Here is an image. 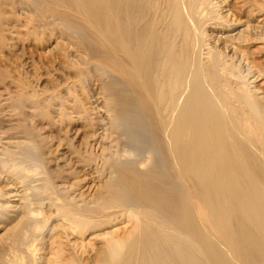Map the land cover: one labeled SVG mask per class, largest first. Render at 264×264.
Returning a JSON list of instances; mask_svg holds the SVG:
<instances>
[{"label":"bare ground","instance_id":"obj_1","mask_svg":"<svg viewBox=\"0 0 264 264\" xmlns=\"http://www.w3.org/2000/svg\"><path fill=\"white\" fill-rule=\"evenodd\" d=\"M8 7L77 69L89 153L58 157L70 183L0 132V264H264V1L0 0L3 49Z\"/></svg>","mask_w":264,"mask_h":264},{"label":"rangeland","instance_id":"obj_2","mask_svg":"<svg viewBox=\"0 0 264 264\" xmlns=\"http://www.w3.org/2000/svg\"><path fill=\"white\" fill-rule=\"evenodd\" d=\"M264 1V0H263ZM9 8L10 7H8V8H5V9H7L8 11H9V13H8V15L9 16H11L10 18H11V21L14 23V25L15 24H18V25H16L17 27H15V28H18L19 29V25H20V27H21V22L19 21V19L18 18H20V20L22 21V20H24V17L23 16H25V18H28V17H30V18H33V16L35 15V16H37L36 14H35V12H33L34 11V9H32V8H30V9H32V10H29L28 12H24V14H20V16L18 17V13H19V11L18 10H20V8L18 9L17 7V10H16V8L15 9H10L9 10ZM11 10H13V11H11ZM14 10H16L18 13L16 14V12L14 11ZM6 11V10H5ZM13 12V13H12ZM14 12H15V14H14ZM33 13V14H28V13ZM16 15H17V17H16ZM21 15H23V16H21ZM30 15V16H29ZM39 16H37V18H38ZM23 18V19H22ZM36 18V17H35ZM36 18V19H37ZM36 19H33L35 22L34 23H36L37 22V24L38 23H40L39 22V20L38 19H40V18H38L37 20ZM18 20V21H17ZM18 22V23H17ZM12 23V24H13ZM14 28V29H15ZM23 27H21L20 28V30L18 31L17 29H13L14 31H16L17 30V32L18 33H20L19 34V36L20 35H22V36H25L27 33H26V29H22ZM22 32V33H21ZM24 33H26V34H24ZM48 33V32H47ZM55 34V33H54ZM58 34V35H57ZM19 36H18V38L16 37V41L15 40H7V43H11V48L9 47L10 45L9 44H7L6 45V47H4V49H3V46H4V44H3V46L2 45H0V132L1 133H3V134H5V135H7V133L8 134H13V133H16L15 131H17V133L16 134H21V132L23 133H25L26 132V134L27 135H30V134H33V132L35 133V136H36V138H37V140H39L40 141V139H44L45 140V143H46V145H45V150L46 151H48V152H50L49 153V157H51L52 158V161L54 162H50L51 163V165H50V163H49V165L50 166H52L53 168H56V169H58V171H60V169L59 168H61V170H63L62 171V174L64 173L66 176H67V180L70 182V183H72V181L73 182H75L74 180H73V178L74 179H76L77 177H78V175H80V173H78L77 174V176L76 175H74V174H76V170H75V168L76 167H78V165H76V163H74V160H72L73 161V163H68V165H65L64 163L66 162L65 160H63V158H61L62 160H58V157H61V156H65L63 153H66L67 155H66V158L68 157V154H69V152H70V149L71 148H73V146H74V149L73 150H75L77 147V150L79 149V151H81L82 150V152H83V148H84V151L85 150H87V153H89V148H87V145L85 144L86 142H85V140H87V138H86V136L85 135H87V133H88V129L86 130V127H85V124L84 123H86V117L87 116H89L90 115V113L89 114H87L86 112V110H85V107H84V101H86V100H82V98H83V96L84 95H82L83 93V91L81 90V88H80V86L79 85H73V82L76 80L75 78H74V76L76 77V75H74L75 73H76V68H72V71H69V70H65L64 71V69L62 68V66H61V64H59L60 62H58L60 59H59V57L58 56H54L53 54H54V52H53V54L52 53H49V50H48V48H45V44L43 45V43H45V41L42 39V41L40 40V41H35V39H34V37H29V35H26V38L25 37H22V38H19ZM57 36H59V37H57ZM27 37H29V39L27 38ZM56 38H59L60 39V37H61V39H62V41L65 39L66 40V42H64V44H62L64 47L66 46V44L65 43H67V41H69L68 39H67V36H65V34L64 33H59V31H58V33L56 32V36H55ZM64 37V38H63ZM43 38V37H42ZM19 39V40H18ZM21 39H22V41H21ZM32 39V40H31ZM34 39V40H33ZM64 40V41H65ZM2 41H0V44H2L1 43ZM40 42H42V44L40 43ZM36 43H37V45H36ZM68 43H70V42H68ZM41 44V45H40ZM12 45H13V47H12ZM71 44H69V46H70ZM9 48H8V47ZM43 46V47H42ZM19 47V48H18ZM67 47V46H66ZM6 48V49H5ZM18 48V49H17ZM45 50H44V49ZM13 49V50H12ZM9 50H11V51H9ZM19 51V52H18ZM13 52V53H12ZM15 52H17V53H15ZM52 52V51H51ZM46 53H48V54H46ZM52 54V56L54 57H52V56H50ZM51 59V60H50ZM53 61V62H52ZM49 62H51L50 64H49ZM53 63V64H52ZM46 65V66H45ZM50 65H52V68H51V66ZM54 66V67H53ZM56 66V67H55ZM58 67V68H57ZM60 68V69H59ZM62 68V69H61ZM55 69V70H54ZM57 69H58V71H57ZM74 69V70H73ZM76 69V70H75ZM50 70H52V71H50ZM59 70H60V72H59ZM64 71V72H63ZM73 71H75L74 73H73ZM49 73V74H48ZM51 73V74H50ZM63 74V75H62ZM68 74V75H67ZM69 78H68V77ZM73 78H72V77ZM66 78V80H65V78ZM52 78V79H51ZM55 80V81H54ZM57 80V81H56ZM54 81V82H53ZM65 81H66V83H65ZM20 82V83H19ZM22 82V83H21ZM63 83V84H62ZM59 84V85H58ZM71 84H72V86H71ZM24 85V86H23ZM63 85H64V87H63ZM20 86H22V88L20 87ZM76 86V87H75ZM79 86V88H80V90L78 91V89L79 88H77ZM19 87V88H18ZM25 87V88H24ZM68 87V88H67ZM73 87V88H72ZM21 88V89H20ZM65 88V89H64ZM72 90H71V89ZM26 89V90H25ZM47 89H51V90H47ZM54 89H55V91L57 92H55L54 91ZM78 91H76V90ZM22 90V91H21ZM45 90H47V91H45ZM66 90H68V91H66ZM74 90V91H73ZM25 91V92H24ZM45 91V92H44ZM50 91V92H49ZM19 92H21V93H19ZM55 92V93H54ZM60 92V93H59ZM68 92V93H67ZM71 92V93H70ZM73 92L76 94V96H78V97H76L75 96V94H73ZM78 94H77V93ZM14 93V94H13ZM23 93H25V97H23L24 96V94ZM27 93H29V94H27ZM64 93V94H63ZM81 93V94H80ZM18 94V95H17ZM40 94V95H39ZM46 94V95H45ZM52 94V95H51ZM59 94V95H58ZM62 94V95H61ZM69 96H68V95ZM71 94V95H70ZM15 95V96H14ZM21 95V96H20ZM28 95V96H27ZM57 95V96H56ZM79 95H81V97H79ZM32 96V97H31ZM34 96V97H33ZM52 96H54V98L52 97ZM61 96V97H60ZM65 96V97H64ZM74 96H75V98H74ZM23 97V99H21ZM28 97V98H27ZM38 97V98H37ZM47 97V98H46ZM49 97H52L53 98V100H52V98H49ZM31 98H34V100L33 99H31ZM72 98V99H71ZM75 100H74V99ZM80 98V100H77L76 101V99H79ZM32 101H31V100ZM63 99V100H62ZM20 100H22L21 102H20ZM27 100V101H26ZM49 100V101H48ZM55 100H56V102H55ZM59 100V101H58ZM70 100V101H69ZM82 100V101H81ZM38 101V102H37ZM41 101V102H40ZM45 102V103H43V102ZM62 103H61V102ZM73 101H75V102H73ZM78 101L80 102H82V107L81 106H79L80 105V103L78 104ZM30 102H32V103H30ZM35 102V103H34ZM36 102H37V104H36ZM40 102V103H39ZM49 102V103H48ZM23 105H22V104ZM28 103V104H27ZM48 103V104H47ZM65 103V104H64ZM75 103H77L76 104V106L77 107H75V104H74V106H73V104ZM26 104V105H25ZM30 104V105H29ZM36 106H35V105ZM39 104H40V106H39ZM42 104V105H41ZM45 104V105H44ZM57 104V105H56ZM71 104V105H70ZM20 105V106H19ZM29 107H28V106ZM50 105V106H49ZM61 105V107H59ZM70 105V106H69ZM16 106V108H14ZM23 106H24V109H22L23 108ZM27 108H26V107ZM57 106L58 108H55V107ZM79 106V107H78ZM12 107V108H11ZM32 107V108H31ZM47 109V107L49 108V109H47V110H45V111H41V109ZM50 107H53V109L52 108H50ZM25 108L26 109H28L29 108V110H26V112H25ZM36 108V109H35ZM71 108L73 109L72 110V112H71ZM83 108V109H82ZM3 109V110H2ZM10 111H9V110ZM38 109V110H37ZM51 109V110H50ZM61 109H63L62 111H61ZM65 109H69L68 111L66 110L65 111ZM4 112H2V111ZM18 110L20 111V112H18ZM33 110V111H32ZM35 110V111H34ZM8 111V112H7ZM14 111H15V113H14ZM24 111V112H23ZM28 111V112H27ZM32 111V112H31ZM38 113H37V112ZM48 113H47V112ZM70 111V112H69ZM76 111V112H75ZM7 112V113H6ZM11 112V113H10ZM23 112V113H22ZM35 112V113H34ZM41 112H43V114L41 113ZM50 116V114H51V117H49V119L47 118L48 117V115L46 114V113ZM51 112V113H50ZM66 112V113H65ZM9 113V114H8ZM21 113L23 114L22 115V117H18V116H20L21 115ZM37 113V114H36ZM44 113L47 115V117H46V115L45 116H43L44 115ZM58 113V114H57ZM63 113V116H61V114ZM74 115H73V114ZM6 114V115H5ZM12 114V115H11ZM14 114V115H13ZM53 114V115H52ZM66 114V115H65ZM83 114H85V116L83 115ZM7 115H9V116H7ZM16 115H18V116H16ZM24 115H26V116H24ZM33 115H35V116H33ZM59 115V116H58ZM3 116V117H2ZM14 117V118H11V117ZM82 116V117H81ZM24 117V118H23ZM80 117V118H79ZM83 117H85V118H83ZM2 118V119H1ZM20 118V119H19ZM27 118V119H26ZM47 118V119H46ZM77 118V119H76ZM83 118V121H81V119ZM6 119V120H5ZM17 121H16V120ZM25 120L26 119V122L28 123V124H26V123H24L25 121H22V123H24V124H20V122H21V120ZM75 121H74V120ZM80 119V120H79ZM3 120V121H2ZM12 120V121H11ZM61 120V121H60ZM78 120V121H77ZM15 121V122H14ZM19 121V122H18ZM55 121V122H54ZM71 121V122H70ZM83 122V123H81V122ZM85 121V122H84ZM18 123V124H17ZM64 125H63V124ZM39 124V125H38ZM68 124V125H67ZM22 125V126H21ZM25 125V126H24ZM50 125H52V126H50ZM36 127V129H35V127ZM38 126V127H37ZM47 126H49V127H47ZM34 129H33V128ZM54 127V128H53ZM82 127V128H81ZM83 127H85V128H83ZM40 128H41V131H40ZM46 128V129H45ZM72 128V129H71ZM79 128V129H78ZM83 129V130H81V129ZM39 129V130H38ZM51 129H53V130H51ZM60 129V130H59ZM61 129H63L62 131H61ZM65 129H67V130H65ZM75 129V131L73 132V130ZM13 132H12V131ZM21 130H23V131H21ZM26 130V131H25ZM29 131V133L30 134H28V131ZM57 130V131H56ZM69 130V131H68ZM78 130V131H77ZM8 131V132H7ZM38 131V132H37ZM44 131V132H43ZM49 131V132H48ZM61 131V132H60ZM7 132V133H6ZM32 132V133H31ZM56 134H55V133ZM69 132V133H68ZM86 132V133H85ZM36 133H38V134H36ZM59 133V134H58ZM60 133H62V134H60ZM41 134V135H40ZM69 135V137H68V135ZM76 134V135H75ZM85 134V135H84ZM89 134V133H88ZM54 135V136H53ZM57 137H56V136ZM67 135V136H66ZM38 136V137H37ZM40 136V137H39ZM46 136H48V137H46ZM66 136V137H65ZM42 137V138H41ZM50 137V138H49ZM52 137H53V139H52ZM56 137V138H55ZM59 137H61V138H63V140H60L59 139ZM72 137V138H71ZM84 139H83V138ZM39 138V139H38ZM51 139V140H50ZM64 139H66V141H64ZM69 139V141H67ZM82 139L84 140V141H82ZM44 140H42V141H44ZM48 140V141H47ZM50 140V141H49ZM59 140V141H58ZM53 141H55V142H53ZM58 141V142H57ZM80 141H81V143H80ZM49 142V143H48ZM53 142V143H52ZM59 142H61L62 144H60V147H59V149L60 150H58V149H56L57 150V152H56V150H55V147H56V144H58ZM69 143L70 142V144L69 145H73L72 147L71 146H67L66 145V143ZM83 142H85V143H83ZM44 143V142H43ZM48 143V144H47ZM72 143H74V144H72ZM85 144V145H84ZM64 146V147H62V146ZM51 146V147H50ZM55 146V147H54ZM77 146V147H76ZM80 146V147H79ZM47 147V148H46ZM54 147V148H53ZM53 148V150H52V152L50 151L51 149ZM81 149V150H80ZM69 150V151H68ZM72 150V149H71ZM55 153H54V152ZM61 151V152H60ZM63 152V153H62ZM56 155V156H55ZM70 156V155H69ZM48 157V156H47ZM54 157V158H53ZM51 158H50V160H51ZM68 158H70V157H68ZM56 160V161H55ZM57 161H59L58 163H57ZM71 161V162H72ZM53 164V165H52ZM64 164V166H62ZM73 164H74V166H76V167H74L73 166ZM56 165V166H55ZM58 165V166H57ZM59 165H61V167H59ZM73 166V168H71ZM63 167V168H62ZM79 168V167H78ZM66 169V170H65ZM72 169V170H71ZM66 172H65V171ZM70 171V172H69ZM73 172H74V174H73ZM67 173V174H66ZM69 175V176H68ZM2 182V181H1Z\"/></svg>","mask_w":264,"mask_h":264}]
</instances>
